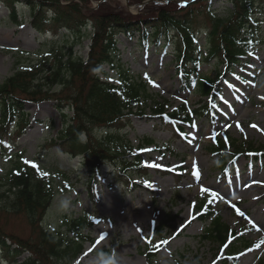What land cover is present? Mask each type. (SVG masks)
Returning a JSON list of instances; mask_svg holds the SVG:
<instances>
[{
  "label": "rangeland",
  "instance_id": "obj_1",
  "mask_svg": "<svg viewBox=\"0 0 264 264\" xmlns=\"http://www.w3.org/2000/svg\"><path fill=\"white\" fill-rule=\"evenodd\" d=\"M199 1L104 0L103 6L104 11L148 16L157 15L163 6L173 11ZM210 2L213 12L225 20L230 18V11L237 16L242 12L236 1ZM247 2L250 14L255 16L253 22L257 23L254 27H260V32L237 59L233 70L220 79L214 119L204 116L192 127L184 125L186 135L183 137L158 128L156 120L140 117H133L131 127L121 132V136L130 141L133 153L142 152V166L146 168V171H134L133 180L137 182L134 189L125 181L115 180L117 166L106 161L99 165L97 192L95 199H91L88 182L92 174L83 163V157L71 155L54 143L63 129L60 111L54 101L24 99L23 113L30 124L23 131L16 126V118L21 112L3 127L0 111V194L7 190V177L18 161L48 180L55 193L52 205L37 226L31 225L22 215L10 213L11 210L7 214L1 210V226L25 239L35 232L33 242L38 243L41 225L54 233H64L69 218L87 214L95 218L94 225L85 231L92 241L84 243L75 264H97L99 253H107V249L115 250L119 264H148L144 255L146 241L164 221L170 220L162 232L167 244L159 251L157 264H212L219 254L233 248L237 264H264V158L252 162L240 156L226 175L218 166L219 157L210 151L218 138L237 139L239 144L264 149V0ZM100 3L89 1L93 10H98ZM15 9L18 22L0 1V86L28 65L44 59L48 66L54 64L53 53L57 50L89 59L91 25L81 38L68 35L65 30L55 33L47 26L48 30L41 31L33 27L26 5L17 4ZM205 20L204 15H197L194 21L195 25L198 23L199 42L204 45L198 54L204 56L207 54L206 33H201V29L212 26V22ZM117 38L119 50L114 56V65L109 62L98 66L92 64V73L116 83L119 80L117 67L129 68L130 73L146 83L156 103L165 104L168 112L179 106L189 112L195 111L210 101L198 93L195 86L181 90L176 46L172 42L163 39L160 44L145 48L137 38L130 40L123 34H118ZM224 71L225 65L218 58L203 62L199 74L214 78ZM47 89L54 95H67L66 88L60 83L51 84ZM151 104L149 102L145 108L148 114ZM67 113L72 115L73 112L67 109ZM93 130L95 138L105 134L102 127L94 126ZM145 136L154 141L148 143L150 140L144 139ZM201 205L220 216L222 222L235 231L228 246L222 248L202 239L210 220L199 218ZM7 207L8 200L0 198V208ZM162 237H157L154 242L158 244ZM9 263L0 257V264Z\"/></svg>",
  "mask_w": 264,
  "mask_h": 264
},
{
  "label": "trees",
  "instance_id": "obj_2",
  "mask_svg": "<svg viewBox=\"0 0 264 264\" xmlns=\"http://www.w3.org/2000/svg\"><path fill=\"white\" fill-rule=\"evenodd\" d=\"M89 1L1 0L15 22H18L16 5H26L30 11L31 23L37 30L42 31L50 27L55 33L65 30L68 35L81 38L86 35V29L91 25L92 32L89 36L92 45L88 60L57 50L53 53L54 64L48 66L47 60L44 59L17 70L0 86V111L4 120L3 127L21 112L16 118V126L23 131L30 124L23 113L24 99L36 102L45 99L54 101L60 111L63 126L54 143L71 155L83 157V163L90 168L92 174L88 182L89 194L91 199H95V186L101 163L113 162L117 166L115 180L125 181L133 189L137 185L133 180L134 171H146L142 166V152L133 153L130 141L121 136L123 130L131 127L132 118L156 120L158 128L180 137L185 136L183 125L191 127L202 115L214 116L212 108H216L215 96L220 79L233 70L240 55L245 53L251 42L254 43L260 27H254L257 23L253 22L255 16L250 14L251 8L247 0H232L240 4L242 12L237 16L230 11V18L227 20L213 12L210 0H200L199 4L188 3L173 11L163 6L157 15L148 16L104 11V0H97L101 3L98 10H93ZM197 15H204L205 22H212L211 27L206 26L207 30L201 29V33H206V56L197 53L201 52L204 46L199 42V32L196 31L198 23L194 24ZM118 34H123L130 40L137 38V42L145 48L151 44H160L163 39L172 42L176 46L175 60L181 90L195 86L196 91L203 97L212 98L210 103L191 112L184 106L168 112L165 104L156 103L146 83L130 73L129 68L117 65L119 80L116 83L103 80L92 73V64L98 66L109 62L114 65L113 59L119 50ZM218 58L222 59L225 65L224 74L214 78L199 74L203 62ZM44 66L46 68H43ZM75 82L77 83L74 85ZM55 83L63 85L67 95L50 93L47 87ZM149 102L152 104L151 113L148 114L145 108ZM67 109L72 110V115L67 113ZM94 126L104 128L105 134L102 138H95ZM144 139L150 140L148 143L154 141L150 136H145ZM1 140L0 137V142ZM210 151L219 157L218 166L223 173H228L242 155L252 162L264 158V149H254L249 144H239L237 139L231 138L215 139ZM7 179L8 188L0 194V198L8 200V207L0 208V217L1 210L5 214L11 210L10 213L22 215L31 225L37 226L54 200L52 184L22 161H18ZM146 179L149 181V176H146ZM199 218L203 221L210 220L209 227L201 236L202 239L210 240L224 248L235 237V231L224 224L220 216H215L203 205L200 206ZM173 219L172 217L171 221ZM169 221H164L146 241L144 255L148 264H157L158 253L167 244L162 232ZM94 223L95 218L84 214L69 218L64 233H54L41 225L38 230V243L33 242L35 232H31V236L25 239L6 231L0 224V257L10 264H75L83 252L84 243L92 241L85 231ZM157 237H162L158 244L154 242ZM106 252L110 253L111 250L107 249ZM237 262L233 248L230 252L219 254L212 264Z\"/></svg>",
  "mask_w": 264,
  "mask_h": 264
},
{
  "label": "clouds",
  "instance_id": "obj_3",
  "mask_svg": "<svg viewBox=\"0 0 264 264\" xmlns=\"http://www.w3.org/2000/svg\"><path fill=\"white\" fill-rule=\"evenodd\" d=\"M99 257L97 264H119V257L115 250H112L111 253L100 252Z\"/></svg>",
  "mask_w": 264,
  "mask_h": 264
},
{
  "label": "snow or ice",
  "instance_id": "obj_4",
  "mask_svg": "<svg viewBox=\"0 0 264 264\" xmlns=\"http://www.w3.org/2000/svg\"><path fill=\"white\" fill-rule=\"evenodd\" d=\"M213 195H215V193H213ZM237 212H239V209H237ZM240 215H243V213H240Z\"/></svg>",
  "mask_w": 264,
  "mask_h": 264
},
{
  "label": "bare ground",
  "instance_id": "obj_5",
  "mask_svg": "<svg viewBox=\"0 0 264 264\" xmlns=\"http://www.w3.org/2000/svg\"><path fill=\"white\" fill-rule=\"evenodd\" d=\"M140 258V257H139ZM141 259V258H140Z\"/></svg>",
  "mask_w": 264,
  "mask_h": 264
}]
</instances>
